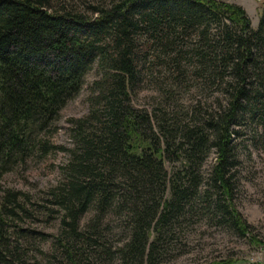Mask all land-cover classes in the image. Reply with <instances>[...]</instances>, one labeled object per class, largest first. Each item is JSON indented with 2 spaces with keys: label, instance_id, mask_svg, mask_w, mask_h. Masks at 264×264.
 <instances>
[{
  "label": "trees",
  "instance_id": "16d2710c",
  "mask_svg": "<svg viewBox=\"0 0 264 264\" xmlns=\"http://www.w3.org/2000/svg\"><path fill=\"white\" fill-rule=\"evenodd\" d=\"M227 1L112 0L77 10L0 0V181L56 150L46 135L98 72L88 114L71 122L63 181L49 193L63 264H165L175 229L197 203L219 227L250 234L232 204L233 181L237 141L249 133L264 150V3L252 29ZM152 70L215 97L182 119L136 109L132 97ZM27 215L17 195L5 196L0 264H25L24 245L44 239L16 229Z\"/></svg>",
  "mask_w": 264,
  "mask_h": 264
},
{
  "label": "rangeland",
  "instance_id": "374dc122",
  "mask_svg": "<svg viewBox=\"0 0 264 264\" xmlns=\"http://www.w3.org/2000/svg\"><path fill=\"white\" fill-rule=\"evenodd\" d=\"M61 5L77 10L89 6H108L112 0H57ZM227 3L242 8L252 29L258 26L264 0H228ZM147 72L132 97L133 106L149 114L161 111L182 119L197 103H206L215 97L212 91H203L192 84H178L164 71ZM98 78L96 68L85 77L79 95L61 111L54 130L46 135L50 147L47 156L36 154L24 165L13 168L0 181V205L8 194L17 195L24 203L27 217L14 224L17 230L41 234L44 239L28 241L25 264H63L57 258L55 239L60 236V215L49 202V193L62 183L61 169L66 164V150L71 148L69 131L71 122L83 119L89 111L91 84ZM249 133L238 142L239 167L235 177L232 204L242 221L250 228L244 238L215 221L205 217L200 203L184 217L173 236L165 264H264V150L254 145ZM63 149V150H61ZM215 155H210L203 166L204 178ZM206 186V182L202 184ZM85 219L83 222L87 221ZM115 221V220H113ZM112 221V227L119 228ZM116 234L118 231L115 232ZM27 242V244H28Z\"/></svg>",
  "mask_w": 264,
  "mask_h": 264
}]
</instances>
